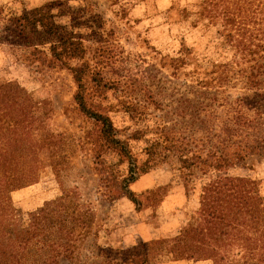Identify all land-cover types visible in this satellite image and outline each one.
I'll return each instance as SVG.
<instances>
[{"label":"trees","instance_id":"trees-1","mask_svg":"<svg viewBox=\"0 0 264 264\" xmlns=\"http://www.w3.org/2000/svg\"><path fill=\"white\" fill-rule=\"evenodd\" d=\"M197 8L195 13L183 9L180 14L195 15L212 25L219 23L217 48H229L237 57L217 62L193 54L190 59L187 48H181L169 61L163 57L162 66L172 69V77L188 76L191 84L186 80L180 83L185 91L175 90L176 96L167 91L165 77L160 78L156 92L143 86L146 94L142 93V99L124 107L131 119L148 124L130 132L125 141L118 137L104 108L86 98L87 81L104 93L115 81L106 78L110 71L107 59L99 67L88 63L84 35L74 29L80 24L78 17L68 29L56 21L54 3L9 14L0 6V44L8 46L34 73L65 70L70 74L76 86L73 102L77 111L98 127L96 143L92 144L95 161L104 159V149L126 156L124 189L140 175L160 167L177 175L187 198L189 190L195 191L196 181L207 180L200 188L199 206L184 228L189 259L210 260L212 264H264V197L260 186L252 178L221 175L249 157L264 161V0H199ZM252 25L258 27L257 35L251 32ZM191 64L193 69L185 71ZM114 72L119 69L115 67ZM227 88L243 92L230 93ZM149 106L156 113L152 121L147 118L151 114L143 110ZM142 139L145 160L138 166L130 156L128 141ZM36 150L31 170L11 176L0 173V264H150L145 255H136L129 248L102 247L98 239H77L79 228L89 225L81 222L77 200L67 195L72 190H63L31 213L28 223L12 214L10 193L45 175V151ZM1 155L5 149H0V160ZM127 196L136 202L131 192ZM83 232L89 233L87 229Z\"/></svg>","mask_w":264,"mask_h":264},{"label":"rangeland","instance_id":"rangeland-1","mask_svg":"<svg viewBox=\"0 0 264 264\" xmlns=\"http://www.w3.org/2000/svg\"><path fill=\"white\" fill-rule=\"evenodd\" d=\"M46 3L55 4L56 21L68 29L78 17L80 24L74 29L84 35L90 65L109 62L106 78L115 81L111 90L101 92L87 81L86 98L104 108L122 141L148 124L131 119L124 107L142 99V93L146 94L143 86L156 92L160 78L165 77L167 91L176 96L175 90L185 91L180 83L186 80L191 84L188 76L172 77V69L162 66L163 57L169 61L181 48L189 49L190 59L193 54L217 62L237 57L229 48H217L219 23L212 25L195 15L180 14L183 9L197 12L199 0H0L6 14ZM86 8L90 11L82 13ZM249 28L258 34L257 26ZM191 66L185 71L193 69ZM129 79L137 81L132 84ZM75 90L65 70L34 73L8 46L0 44V94L7 97L0 99V149H5L0 173L11 176L16 171H29L36 164L37 147L45 151L41 165L45 175L10 193L12 214L28 223L31 213L63 190H72L67 195L77 200L81 222L89 225L79 228L77 239H98L102 247L129 248L136 255H145L150 264H212L210 260L189 259V238L184 232L207 180L196 181L195 191L189 190L187 198L177 175L160 167L140 175L124 189L126 156L104 149V159L95 161L92 144L96 143L98 127L77 111ZM227 91L243 92L240 88ZM143 110L151 114L147 118L152 121L156 114L153 107ZM144 148L143 139L128 141L130 156L138 166L145 160ZM224 174L254 179L264 197V161L249 157ZM128 191L135 203L129 200ZM85 229L89 233L85 234Z\"/></svg>","mask_w":264,"mask_h":264}]
</instances>
